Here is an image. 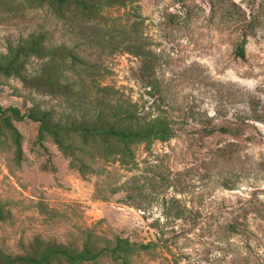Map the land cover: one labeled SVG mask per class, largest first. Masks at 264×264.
Returning <instances> with one entry per match:
<instances>
[{"label":"rangeland","instance_id":"obj_1","mask_svg":"<svg viewBox=\"0 0 264 264\" xmlns=\"http://www.w3.org/2000/svg\"><path fill=\"white\" fill-rule=\"evenodd\" d=\"M40 34L50 51L64 53L66 86L49 92L1 77L3 108L37 103L67 119L120 95L166 111L176 132L150 150L139 146L135 173L98 160L99 172L83 177L52 137L39 138L38 122L10 116L20 151L2 123L0 249L20 252L36 236L81 242L94 231L156 241L157 252H144L140 264H264V0H103L97 18L0 0L1 62ZM139 46L153 70L136 56ZM25 61L31 73L44 63L34 55ZM151 163L158 179L146 172ZM133 175L138 192L124 188ZM155 221L159 230L150 227Z\"/></svg>","mask_w":264,"mask_h":264},{"label":"trees","instance_id":"obj_2","mask_svg":"<svg viewBox=\"0 0 264 264\" xmlns=\"http://www.w3.org/2000/svg\"><path fill=\"white\" fill-rule=\"evenodd\" d=\"M40 4H49L58 15L64 17L66 13L74 16L97 18L99 6L103 0H36ZM109 4H125L127 0H107ZM245 42H242L237 52L245 57ZM136 56L145 59L146 70H153L150 55H143L141 46L135 51ZM32 55L43 59L40 71L31 73L27 69L25 58ZM64 53L50 51L45 45V35L34 36L25 44L11 47L8 56L0 61L1 77H16L25 86L49 92L61 90L63 85V68L61 60ZM74 60L77 56L70 53ZM145 56V57H144ZM152 88V87H151ZM104 87V90H108ZM150 94H153L150 91ZM102 107L95 108L93 112L80 117L63 119L57 117L50 109L42 108L33 103L25 111L20 107L11 105L3 108L0 105V128L2 123L15 133V142L20 151L18 132L10 116L16 120L29 118L39 123V138L50 136L58 148L69 156V164L79 171L81 176L98 173L95 161L104 160L117 162L129 172L140 170V161L137 158V149L144 146L150 150L155 141H168L176 130L173 119L166 111L151 113L146 111L144 105L138 101L116 95L115 99L102 100ZM160 110V109H159ZM10 112V115L6 113ZM156 165L144 168V172L152 174L155 179ZM122 185H116L113 192L123 189L140 191V178L134 177ZM137 179V180H136ZM161 180H164L163 178ZM129 184L130 187L126 185ZM130 198H134L132 193ZM170 202L179 203V199L171 197ZM175 216L183 217V211L178 207ZM150 227L159 230L158 222L150 223ZM157 242L132 241L128 237L116 235L109 239L101 237L94 231L89 232L81 242L50 240L36 236L28 243H21L20 252H8L0 249V264H52L65 262L68 264L96 263L102 258H109L118 264H140L137 258L146 253H156ZM155 256V255H154Z\"/></svg>","mask_w":264,"mask_h":264}]
</instances>
